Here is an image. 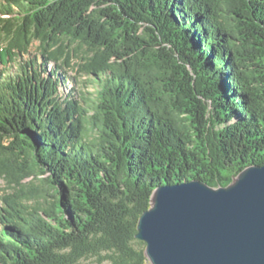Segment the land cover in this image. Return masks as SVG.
<instances>
[{
  "label": "trees",
  "instance_id": "1",
  "mask_svg": "<svg viewBox=\"0 0 264 264\" xmlns=\"http://www.w3.org/2000/svg\"><path fill=\"white\" fill-rule=\"evenodd\" d=\"M263 164L264 0H0V264H148L157 188Z\"/></svg>",
  "mask_w": 264,
  "mask_h": 264
},
{
  "label": "water",
  "instance_id": "2",
  "mask_svg": "<svg viewBox=\"0 0 264 264\" xmlns=\"http://www.w3.org/2000/svg\"><path fill=\"white\" fill-rule=\"evenodd\" d=\"M150 264H264V164L227 187L161 186L137 224Z\"/></svg>",
  "mask_w": 264,
  "mask_h": 264
},
{
  "label": "rangeland",
  "instance_id": "3",
  "mask_svg": "<svg viewBox=\"0 0 264 264\" xmlns=\"http://www.w3.org/2000/svg\"><path fill=\"white\" fill-rule=\"evenodd\" d=\"M36 46H38L37 44H35V46H33L32 48H31V50L35 53L34 54V56H36L37 57V61H38V63L39 64H42L43 63V61H44V59L42 58V57H40L39 56V53H38V51H37V49H36ZM30 59H32V58H28V57H26V61H28V60H30ZM25 59H23V60H21V61H24ZM23 63V62H22ZM49 69H50V67H49ZM70 76H76L75 74H73L72 72L70 73ZM87 84V78H81L80 79V81L78 82V83H76L75 85H76V87L78 86V88L79 89H81V88H83V86H85L86 84ZM89 87H90V90L89 91H93V90H95L96 88L93 86V85H89ZM71 88V86L69 87V89ZM35 182V184H37V185H39V182L38 181H34ZM7 189V184H6V182L4 181V179L2 178V177H0V196H2L3 194H4V191L3 190H6ZM37 201V199H34V200H32V202L33 203H35ZM148 264H150V263H148Z\"/></svg>",
  "mask_w": 264,
  "mask_h": 264
}]
</instances>
